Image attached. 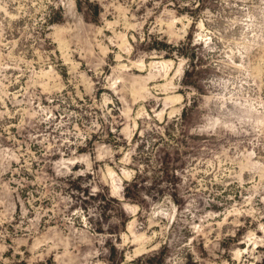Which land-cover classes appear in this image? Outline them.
<instances>
[{"label":"rangeland","instance_id":"1","mask_svg":"<svg viewBox=\"0 0 264 264\" xmlns=\"http://www.w3.org/2000/svg\"><path fill=\"white\" fill-rule=\"evenodd\" d=\"M0 264H264V0H0Z\"/></svg>","mask_w":264,"mask_h":264},{"label":"trees","instance_id":"2","mask_svg":"<svg viewBox=\"0 0 264 264\" xmlns=\"http://www.w3.org/2000/svg\"><path fill=\"white\" fill-rule=\"evenodd\" d=\"M130 186H134V185L132 184V185H130ZM124 193H125V195L128 196V197L132 195V192H131V189H130L129 186L125 187V189H124Z\"/></svg>","mask_w":264,"mask_h":264}]
</instances>
